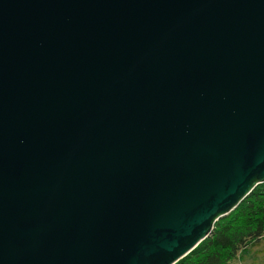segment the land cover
<instances>
[{
	"label": "water",
	"instance_id": "95a60500",
	"mask_svg": "<svg viewBox=\"0 0 264 264\" xmlns=\"http://www.w3.org/2000/svg\"><path fill=\"white\" fill-rule=\"evenodd\" d=\"M264 184V0H0V264H177Z\"/></svg>",
	"mask_w": 264,
	"mask_h": 264
},
{
	"label": "trees",
	"instance_id": "16d2710c",
	"mask_svg": "<svg viewBox=\"0 0 264 264\" xmlns=\"http://www.w3.org/2000/svg\"><path fill=\"white\" fill-rule=\"evenodd\" d=\"M253 249L264 252V184L216 222L211 235L177 264H235Z\"/></svg>",
	"mask_w": 264,
	"mask_h": 264
},
{
	"label": "rangeland",
	"instance_id": "374dc122",
	"mask_svg": "<svg viewBox=\"0 0 264 264\" xmlns=\"http://www.w3.org/2000/svg\"><path fill=\"white\" fill-rule=\"evenodd\" d=\"M257 249L251 250L244 258L235 261V264H264V252L256 253Z\"/></svg>",
	"mask_w": 264,
	"mask_h": 264
}]
</instances>
